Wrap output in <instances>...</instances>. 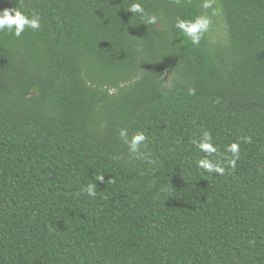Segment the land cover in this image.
I'll return each mask as SVG.
<instances>
[{
  "label": "trees",
  "instance_id": "trees-1",
  "mask_svg": "<svg viewBox=\"0 0 264 264\" xmlns=\"http://www.w3.org/2000/svg\"><path fill=\"white\" fill-rule=\"evenodd\" d=\"M203 3L0 0V264H264V0Z\"/></svg>",
  "mask_w": 264,
  "mask_h": 264
},
{
  "label": "clouds",
  "instance_id": "clouds-1",
  "mask_svg": "<svg viewBox=\"0 0 264 264\" xmlns=\"http://www.w3.org/2000/svg\"><path fill=\"white\" fill-rule=\"evenodd\" d=\"M214 0H204L202 7L204 9H209L212 7ZM129 11L133 13H141L143 14L144 9L139 3H134L129 8ZM213 15L217 14V10L213 9ZM147 23H156L155 17H149ZM211 20L206 15L198 16L194 22H187L182 19H178L176 21L175 27L179 29L184 35L191 39V42L195 45H198L200 42L201 35L206 32L209 28ZM40 18L39 16L33 15L32 18L27 17L21 11L16 10L15 8L11 9H4L0 11V32L7 31L8 33L19 37L25 30V27L31 28L33 30L40 28ZM120 136L125 138V143L128 144L130 151L137 152L139 150V146L142 142L146 140V137L143 133L135 134L131 140H128L126 130L120 131ZM211 137L209 133L203 134V140L197 143V147L207 153L212 154L217 151L215 146H213L209 141ZM227 152L233 154L235 158H238L239 154V145L237 143H232L231 145L227 146ZM235 158L230 160L229 163L231 165H235ZM197 166L206 170L207 172H214L223 174L224 169L213 162L209 161L208 159H202L198 161ZM103 179L102 177L100 178ZM87 194L89 196H95V188L94 186H89L87 189Z\"/></svg>",
  "mask_w": 264,
  "mask_h": 264
}]
</instances>
